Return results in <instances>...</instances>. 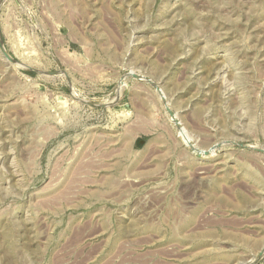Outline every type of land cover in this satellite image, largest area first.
I'll return each mask as SVG.
<instances>
[{
    "label": "rangeland",
    "instance_id": "1",
    "mask_svg": "<svg viewBox=\"0 0 264 264\" xmlns=\"http://www.w3.org/2000/svg\"><path fill=\"white\" fill-rule=\"evenodd\" d=\"M0 264H264V0H0Z\"/></svg>",
    "mask_w": 264,
    "mask_h": 264
},
{
    "label": "water",
    "instance_id": "2",
    "mask_svg": "<svg viewBox=\"0 0 264 264\" xmlns=\"http://www.w3.org/2000/svg\"><path fill=\"white\" fill-rule=\"evenodd\" d=\"M4 55L6 58L10 59V55L6 51L4 52Z\"/></svg>",
    "mask_w": 264,
    "mask_h": 264
}]
</instances>
